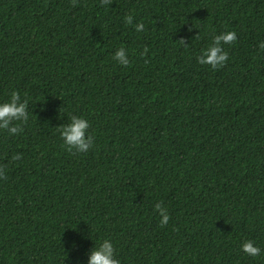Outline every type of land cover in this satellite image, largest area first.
Returning a JSON list of instances; mask_svg holds the SVG:
<instances>
[{
  "label": "trees",
  "instance_id": "trees-1",
  "mask_svg": "<svg viewBox=\"0 0 264 264\" xmlns=\"http://www.w3.org/2000/svg\"><path fill=\"white\" fill-rule=\"evenodd\" d=\"M226 31L224 66L198 63ZM261 41L264 0H0V103L29 113L0 129V264H88L103 239L121 264H264Z\"/></svg>",
  "mask_w": 264,
  "mask_h": 264
},
{
  "label": "clouds",
  "instance_id": "clouds-1",
  "mask_svg": "<svg viewBox=\"0 0 264 264\" xmlns=\"http://www.w3.org/2000/svg\"><path fill=\"white\" fill-rule=\"evenodd\" d=\"M104 3L110 0H102ZM128 24L132 23V16L125 17ZM144 24L137 23L135 29L137 32L144 31ZM237 40V34L234 31L221 32L215 35L212 43L204 48L201 54L197 57V61L203 65H209L212 69L223 67L228 61V52L223 45L231 44ZM259 48L264 50V41L259 42ZM147 49H145V53ZM113 59L123 66L130 63L128 53L124 47H120L115 51ZM29 113L27 111V100L21 101L18 92L13 91L11 98L8 101L0 103V129L7 130L10 128L11 121H27ZM89 121L81 116L73 115L70 122L62 125L59 129L63 144L68 149H75L76 152H87L93 146V136L88 133ZM21 131L18 126H11L10 133H17ZM13 160H19L20 154H14ZM4 174V168L0 167V177ZM155 211L160 216V225L164 226L170 219L169 212L162 203L155 204ZM241 249L249 256L256 257L260 254L261 249L253 240H246ZM88 264H121L120 260L116 258V249L111 239H103L99 247L94 248L88 259Z\"/></svg>",
  "mask_w": 264,
  "mask_h": 264
}]
</instances>
